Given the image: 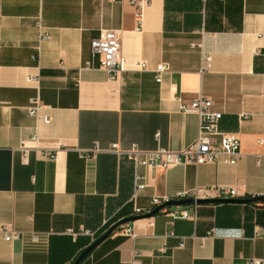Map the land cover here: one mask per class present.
I'll return each mask as SVG.
<instances>
[{
  "label": "crops",
  "instance_id": "obj_1",
  "mask_svg": "<svg viewBox=\"0 0 264 264\" xmlns=\"http://www.w3.org/2000/svg\"><path fill=\"white\" fill-rule=\"evenodd\" d=\"M139 1L0 0V264H74L117 222L152 211L155 197L216 186L234 188L233 199L264 196V0ZM106 30L130 67L148 70L111 78L101 69L91 43ZM200 97L222 113L220 131L239 138L237 164L146 169L108 151H182L198 136ZM191 206L118 226L80 264L264 259V202L172 218Z\"/></svg>",
  "mask_w": 264,
  "mask_h": 264
},
{
  "label": "built area",
  "instance_id": "obj_2",
  "mask_svg": "<svg viewBox=\"0 0 264 264\" xmlns=\"http://www.w3.org/2000/svg\"><path fill=\"white\" fill-rule=\"evenodd\" d=\"M100 2L107 1L110 3L128 2L135 6H140L139 0H98ZM37 38L45 40L49 38L48 32L41 25L38 26ZM121 43L119 34L113 30L103 31L99 38L94 39L91 43V49L94 55H99L100 68L108 71L111 78L118 77L121 73L130 69L147 71L148 67L145 62L135 63L134 68L130 67L128 61L121 55ZM205 62L209 61L208 56H203ZM166 65H159L156 72L158 82H161V74L166 71ZM30 108V114L34 115L38 111L39 101H35ZM213 101L207 97H200L192 104V109L198 114L200 119L199 133L196 139L189 144L185 149L179 152L169 151L166 149L156 150H141L134 145L130 149H121L117 144H113L108 151L117 155L126 156L131 159L136 167L143 166L146 169H167L179 165L193 164H225L235 165L242 157L240 140L234 133L222 132L219 129V123L222 118V113L213 109ZM184 110L188 111V108ZM248 115L243 114L242 118H247ZM45 122H49L46 117ZM259 143H263L259 140ZM97 150H93L95 152ZM88 151L86 156H88ZM136 190L140 191L145 188V184L141 182L144 177L136 175ZM217 196L218 198H233L236 196V190L231 187L216 186L208 189H196L189 193H183L175 198L170 197H155L152 200V210L156 207L164 205L170 201L183 200L188 198L195 199H210ZM193 212L187 207L178 212L171 214L175 219H197L198 205H192ZM137 215H142L139 210ZM124 227V226H123ZM124 234L128 237H135V231L132 226L124 228ZM172 235V233H171ZM19 238V234L15 232H6L4 239L7 242H13ZM126 264H142L136 259H131ZM247 264H264V259L251 258Z\"/></svg>",
  "mask_w": 264,
  "mask_h": 264
},
{
  "label": "water",
  "instance_id": "obj_3",
  "mask_svg": "<svg viewBox=\"0 0 264 264\" xmlns=\"http://www.w3.org/2000/svg\"><path fill=\"white\" fill-rule=\"evenodd\" d=\"M264 202V196H256L252 197L250 199H233V198H210V199H195V198H188L183 200H175L170 201L164 205H161L159 207H156L154 210L150 211L149 213H146L144 215H137L130 217L128 219H123L119 222H117L114 226H112L104 235H102L100 238H98L95 242H93L88 248H86L80 256L76 259L74 264H80L81 261L89 254L91 251L96 248L99 244H101L106 238L109 237V235L118 227L123 224H126L128 222H132L138 219H145V218H151L157 213H159L161 210L169 207L179 206H189V205H202V204H223V203H236V204H248L253 202Z\"/></svg>",
  "mask_w": 264,
  "mask_h": 264
}]
</instances>
